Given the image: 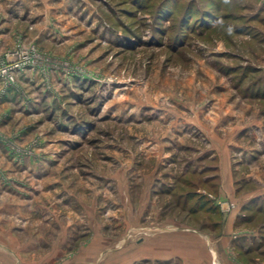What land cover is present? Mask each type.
<instances>
[{"label": "crops", "instance_id": "obj_1", "mask_svg": "<svg viewBox=\"0 0 264 264\" xmlns=\"http://www.w3.org/2000/svg\"><path fill=\"white\" fill-rule=\"evenodd\" d=\"M81 3L91 5L88 0H0V56L18 38L38 44L54 37V10L68 13ZM258 4L264 8V0ZM28 26L38 31L29 33ZM261 39L253 41L264 49ZM260 52L253 51V59L244 64L240 84L230 85L232 74L221 78L218 70L200 62L177 87L158 90L165 101L156 97L151 107L162 110L161 120L152 116L148 125L132 121L131 163L121 174L118 169L100 176L119 186L120 195L104 191L99 198H59L58 203L68 204L67 212L60 214L63 220L53 214L50 226L37 224L45 215L38 210L53 198H26L33 202L26 211L24 198H0V264H247L241 255L264 251V94L259 90L264 81L259 87L248 84L255 76L264 80ZM19 83L0 93V102L19 96L26 86ZM180 178L193 183L184 187L196 198L175 196ZM217 201L224 202L223 211L229 204L234 207L212 213ZM108 210L114 212L112 221L103 214ZM14 211L33 225L16 228L7 220ZM186 213H207L205 219L216 220L206 224ZM249 264H264V255Z\"/></svg>", "mask_w": 264, "mask_h": 264}, {"label": "rangeland", "instance_id": "obj_2", "mask_svg": "<svg viewBox=\"0 0 264 264\" xmlns=\"http://www.w3.org/2000/svg\"><path fill=\"white\" fill-rule=\"evenodd\" d=\"M88 1L90 6L81 3L68 13L54 10V37L51 34L38 44L25 38L42 55L38 69L17 76L16 84L26 85V91L0 102V127L6 135L0 136V198H24L25 211L33 203L26 198H53L38 210L45 213L37 222L40 226H50L53 214L64 219L60 214L67 212L68 204L58 203L59 198H99L104 191L112 197L120 195L119 186L100 176L118 169L121 174L122 167L131 163L132 121L148 125L153 117L161 120L162 110L151 107L156 97L165 101L156 95L160 88L177 87L178 80L193 74L200 62L218 70L221 78L232 74L233 80L227 81L234 85L241 82L242 68L253 59V51H264L253 41L257 39L229 30V23H240L229 22L226 15L222 25L211 30L201 31L199 23L201 9L218 15L253 14L259 0H223L221 12L213 11L211 0H170L164 7L163 0ZM252 25L258 26L257 35L264 36L263 26ZM27 31L38 29L28 26ZM227 49L234 55L226 54ZM177 184L175 196L193 183L180 178ZM223 203H214L221 214L234 207L229 204L223 211ZM109 211L103 214L112 221ZM206 215L186 217L215 222L216 217L205 219ZM7 220L16 228L33 225L15 211ZM129 237L134 235L128 233ZM43 250L48 255L49 245ZM263 253L241 259L249 264Z\"/></svg>", "mask_w": 264, "mask_h": 264}, {"label": "trees", "instance_id": "obj_3", "mask_svg": "<svg viewBox=\"0 0 264 264\" xmlns=\"http://www.w3.org/2000/svg\"><path fill=\"white\" fill-rule=\"evenodd\" d=\"M218 1H216V2H215V0H211L210 1V4L213 6L212 9L215 12L216 11L221 12V11L224 10L223 9V4H221V1L223 3V0H218ZM228 1H230V0H228ZM232 1H235V0H232ZM150 2L151 1H147L148 5H149ZM165 2H169L170 3V0H163L161 2L162 5H160V6L164 7V5H166V4H164ZM169 8H170V6H169ZM208 11L209 10H207V9H201L200 10V13H201L200 18L201 19H200L199 23L202 26L201 31H204V30L207 31L209 29L211 30V29L215 28L218 25H222L221 23L223 22L224 15H226L225 17H227L229 22H239L240 23V24H230L228 22L229 23V25H228L229 28L228 29L232 30L234 33H236V35H241V36H245V37L254 38V39H257V41H261L262 40L261 39L262 35L261 34L260 35L256 34L258 26L252 25V23L264 27V8L263 7L258 8L253 14L250 13V14H244V15L236 14L235 12L234 13H231V12L223 13L222 12L221 15H218V14H211V12H208ZM185 26H187V25H184V27ZM185 39H186V37H185ZM182 43L184 45V43H186V42L184 41ZM247 69H248V67H247ZM242 71H244V68H242ZM254 71L257 72V70H254ZM245 73H246V71H244V73L241 76V82L243 80V75H245ZM224 74H226V73H224ZM226 76H228V73H227ZM260 81L263 82L264 80L263 79H256L253 82V85L259 87V84H261ZM241 82H240V79H239V83H241ZM259 90H260V92L263 91L262 93L264 94V90L263 89L259 88ZM260 92L257 90L255 95H258ZM185 186L189 187V185H185ZM184 192L185 191H180V194L184 193ZM184 195H187L188 198H191V199H194V198H196L198 196L193 190H187V192H185ZM199 200H201V203H202L203 199L199 198ZM212 210H213L212 211V213H213L214 211L217 210V208L212 209ZM251 219H252V216L249 217V220H251Z\"/></svg>", "mask_w": 264, "mask_h": 264}, {"label": "built area", "instance_id": "obj_4", "mask_svg": "<svg viewBox=\"0 0 264 264\" xmlns=\"http://www.w3.org/2000/svg\"><path fill=\"white\" fill-rule=\"evenodd\" d=\"M41 57L34 43H27L23 37L18 38L15 47L0 56V93L4 94L9 86H14L18 75L38 69Z\"/></svg>", "mask_w": 264, "mask_h": 264}]
</instances>
